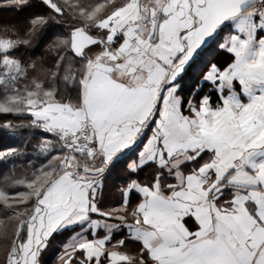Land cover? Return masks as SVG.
Instances as JSON below:
<instances>
[{"label":"snow or ice","instance_id":"6c2138e0","mask_svg":"<svg viewBox=\"0 0 264 264\" xmlns=\"http://www.w3.org/2000/svg\"><path fill=\"white\" fill-rule=\"evenodd\" d=\"M42 3L58 15H63V11L50 4V0H42ZM64 3L67 5L68 0H64ZM70 7L71 19H79L82 24L73 26L67 36H54L45 45V51L64 50L55 65L57 69L64 55L70 54L69 58L73 61L84 60L87 51L101 43L91 35L89 25L108 32L109 45L119 42V33L125 38L121 43L122 50L132 48L136 55L141 54L144 44L141 34L146 18L141 15L138 5L119 9L103 21L99 19L103 5L91 10L77 4ZM164 14L170 13L165 9ZM196 15L198 19L193 22L191 31L195 33L197 41L194 47H184L175 57L179 59L184 51L189 53L180 61L182 66L174 73L169 85H165L169 89L168 101L165 102V91L160 90L150 114L135 122L118 148L103 158V164L105 167L118 154L130 151L138 138L146 135L144 148L139 154L140 163H145L146 159H159L161 163L168 161L166 167L171 162V167L177 169L174 173L175 183L163 186L165 195L158 191L161 186L158 172L151 185L133 178L119 189L123 197L122 211L128 210L130 193L135 200L132 204L136 205L133 220L122 225L127 228V238L138 242L140 264H146V261L148 264H264V111H249L256 104H264V0H196ZM179 19L183 20V17ZM230 20L236 21V34L230 36L226 46L229 57L222 65L210 63L202 75V79L216 89L217 99L213 100L208 94H198L195 99L176 98L179 87L176 81L188 67H194L189 64L192 56L197 49L202 50L205 46L209 51H214L210 44L213 35ZM37 21L41 24L47 22L44 17H37L32 21L33 25ZM125 27L127 30L123 31ZM258 30L262 34L258 35ZM188 31V28H184L176 39L185 37ZM158 39L160 43L156 45L149 35L148 46L159 50L168 43L163 31ZM24 43L28 44L29 41L25 40ZM220 48L224 49L225 45L221 44ZM91 64L92 61L88 60L87 65ZM31 66L35 67V62ZM8 71L23 74L24 70L18 61H8ZM57 75L58 71L53 72L51 78L55 79ZM34 83L36 90L28 92V98L11 97L8 101H0V112L20 113L25 110L20 107L24 104L34 118L33 123L40 121L39 126L45 132L58 130L61 138H67L70 134L74 136V127H64L58 121L65 106L53 102L57 89L44 90L42 81ZM75 83L73 76L69 87ZM80 83L83 84V80ZM225 105L236 114L244 111L243 119L251 125L249 130L229 129L225 132L223 129L204 127L202 119L210 120V117L204 116L201 109L218 112ZM222 135L224 138H221ZM181 155L184 159H178ZM183 160H196L198 167L183 174L179 170ZM64 163L61 160V164ZM72 166L68 164V167ZM135 170L136 165L129 166V171ZM72 174L67 172L65 176L71 177ZM32 186L28 185L29 188ZM226 188L231 190L227 196ZM0 202L8 203L2 192ZM91 209L103 217H111V213L98 209L95 202ZM152 211L161 213L171 222H151L147 227L152 231H138L137 235H132L131 223H140L136 216L142 218ZM23 228L22 223L20 232H23ZM6 231L7 226L0 225V237L6 235ZM56 231L54 227L46 239ZM108 239L85 240L75 246H66L64 253L58 257V264H102V260L103 264H132L133 257L117 251L124 247L125 239L116 241L112 250L106 247ZM29 248L30 241L21 243L19 251L13 247L8 264H37L35 255L31 260L28 258ZM163 249H170V254L161 256L159 253ZM65 255L68 259H65Z\"/></svg>","mask_w":264,"mask_h":264},{"label":"crops","instance_id":"0c3cea01","mask_svg":"<svg viewBox=\"0 0 264 264\" xmlns=\"http://www.w3.org/2000/svg\"><path fill=\"white\" fill-rule=\"evenodd\" d=\"M129 5H138L141 15L146 18L141 34V39L144 41L141 54L136 55L132 48L122 50L121 43L124 39L118 34L119 42L109 45L107 43L109 33L96 27L91 35L101 43L93 46L85 54L86 66L81 78L83 84L80 83L78 101L55 102L65 106L58 116L62 126L77 129L86 121L94 125L96 149L89 159L83 162L76 156L68 155L64 170L43 190L32 215L24 221V235L15 248L19 251L21 243L30 241L28 258L31 260L35 255L37 264H58V257L64 253L66 246H75L85 240H100L108 237L106 247L112 250V245L116 241L127 238V228L122 224L133 220L136 205L130 204L132 199L135 202L133 194L130 193L129 213L122 211L123 197L119 189L130 179L135 178L141 183L151 185L156 173H160L161 186L158 191L161 195L166 194L163 187L165 184L175 183L174 173L177 169L171 167V162L167 167L165 164L168 161L161 163L159 159H146L145 163H140L139 154L144 148L146 135H141L130 151L118 154L105 167L103 158L118 148L137 120L150 114L160 90L165 91V102L168 101L169 89L165 88V85H169L174 73L182 66L180 61L189 53L184 51L179 59L175 57L184 47L188 45L194 47L197 41L195 33L191 31L193 22L198 19L196 0H136L120 6L117 10L126 9ZM165 9L169 11V15L164 14ZM181 16L183 20L179 19ZM153 24H157V31ZM235 24L236 21H226L216 30L210 41L214 51L205 54L207 66L203 69L202 75L207 71L210 63L222 65L229 57L226 46L230 36L236 34ZM184 28H188L189 31L185 37L177 40L176 37ZM162 31L168 43L159 50L156 47H149V35L152 36V41L159 45L158 37ZM259 34H262L260 30H258ZM186 37L187 42L184 43ZM221 44L225 45L224 49L220 48ZM204 48L208 49L207 46ZM202 50L197 49L189 64L194 66L193 61ZM174 59L175 63H173ZM88 60L92 61L90 66L87 65ZM201 80L209 84L202 77ZM198 94L203 96L206 92L194 91L191 97L195 99ZM224 94H227V90ZM179 96L177 88L176 98ZM249 111L253 113L264 111V104H256ZM201 112L204 116L210 117V120L202 119L205 128L223 129L226 132L229 129L247 131L251 127L249 121L243 119L245 115L243 110L236 114L228 105L218 112H210L204 108ZM36 123L41 122L36 121ZM221 138H224L223 135ZM50 145L49 143V146H45V152L51 151ZM178 159H184V156L181 155ZM69 163L73 166L68 167ZM130 165H136L134 172L129 171ZM103 167L104 169L97 174L91 172ZM195 167H198V161L183 160L179 170L187 174ZM67 172L73 173L72 176L66 177ZM230 192V189H225L226 196ZM111 196L112 198H109ZM135 196L138 197V194ZM93 202L102 212L111 213V217H103L99 212H92ZM123 217L126 219H122ZM136 219L140 220V223L138 225L131 223L132 235H137L138 231H152L147 227L151 222L161 224L171 222L156 211L142 218L136 216ZM54 227L57 231L46 239ZM159 254L169 255L170 249H163ZM65 259H68L67 255ZM132 264H140V260L132 261Z\"/></svg>","mask_w":264,"mask_h":264},{"label":"trees","instance_id":"16d2710c","mask_svg":"<svg viewBox=\"0 0 264 264\" xmlns=\"http://www.w3.org/2000/svg\"><path fill=\"white\" fill-rule=\"evenodd\" d=\"M134 1L68 0L66 5L64 0H50V4L63 11V15H58L42 0H0V101H8L11 97L28 98L27 93L36 90L33 81H42L44 90L57 89L54 102L76 103L86 60L73 61L69 58L70 54L64 55L57 69L55 65L64 50L45 51V45L54 36H67L73 26L82 24L79 19H71L70 5L77 4L89 10L103 5L99 15L103 21L120 6ZM37 17H44L47 22L41 24L37 21L33 25L32 21ZM88 27L90 32L95 31L94 25ZM25 40L29 43L25 44ZM6 45L9 47L5 48ZM208 51L204 48L193 61L195 67H188L177 79L178 92L183 100L191 97L194 91L201 90L213 100L217 99L216 89L201 80L203 69L207 66L205 54ZM8 61H18L23 74L9 72ZM33 62L35 67L31 66ZM56 71L59 75L52 79V73ZM73 76L76 83L69 87ZM20 107L25 110L20 113L0 112V192L5 194L8 202L7 205L0 202V225L7 226L6 235L0 237V264H5L8 251L22 240L24 229L20 232V225L32 215L43 190L64 170L68 157V153L52 137L42 133L37 123H33L34 118L29 115L26 106L21 104ZM49 143L51 151L45 152ZM61 160L65 162L63 165ZM37 177L40 179L37 180ZM29 184L33 186L29 188ZM133 202L132 199L130 204ZM125 213H129V209ZM117 251L133 257L132 261L140 260L136 241L125 238L124 247Z\"/></svg>","mask_w":264,"mask_h":264},{"label":"built area","instance_id":"2783aa9c","mask_svg":"<svg viewBox=\"0 0 264 264\" xmlns=\"http://www.w3.org/2000/svg\"><path fill=\"white\" fill-rule=\"evenodd\" d=\"M126 30L127 27L123 29V31ZM118 35L125 39L119 33ZM130 43H134V41H130ZM39 129L41 132L53 137L62 149H64L69 155L76 156L79 160L88 159L96 149L95 139L93 136L94 125L91 122H84L77 127L74 136L70 134L67 138H61V133L58 130L54 132H45L40 126ZM73 140L76 142L73 143ZM10 252L11 251H9V254ZM8 260L9 255L6 260V264H8Z\"/></svg>","mask_w":264,"mask_h":264},{"label":"water","instance_id":"95a60500","mask_svg":"<svg viewBox=\"0 0 264 264\" xmlns=\"http://www.w3.org/2000/svg\"><path fill=\"white\" fill-rule=\"evenodd\" d=\"M155 31H157V24L155 25ZM91 172L93 173V174H97L98 172H100V170H91ZM24 223L25 222H23V225H24Z\"/></svg>","mask_w":264,"mask_h":264},{"label":"rangeland","instance_id":"374dc122","mask_svg":"<svg viewBox=\"0 0 264 264\" xmlns=\"http://www.w3.org/2000/svg\"><path fill=\"white\" fill-rule=\"evenodd\" d=\"M8 255H9V251H8V254L6 255V260H7V258H8ZM5 264H6V261H5Z\"/></svg>","mask_w":264,"mask_h":264}]
</instances>
